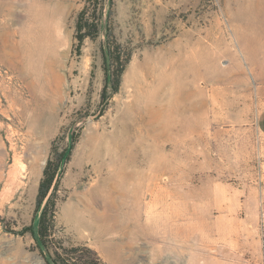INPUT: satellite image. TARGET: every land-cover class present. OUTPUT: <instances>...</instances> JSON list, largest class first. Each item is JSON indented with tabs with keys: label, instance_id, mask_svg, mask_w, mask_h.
<instances>
[{
	"label": "rangeland",
	"instance_id": "obj_1",
	"mask_svg": "<svg viewBox=\"0 0 264 264\" xmlns=\"http://www.w3.org/2000/svg\"><path fill=\"white\" fill-rule=\"evenodd\" d=\"M85 4L0 0V264H48L20 232L38 224L48 160L71 148L54 243L106 264H264V0H105L79 53ZM108 29L129 58L117 92Z\"/></svg>",
	"mask_w": 264,
	"mask_h": 264
},
{
	"label": "trees",
	"instance_id": "obj_2",
	"mask_svg": "<svg viewBox=\"0 0 264 264\" xmlns=\"http://www.w3.org/2000/svg\"><path fill=\"white\" fill-rule=\"evenodd\" d=\"M104 7L105 0H86L76 22V49L79 53L86 39L95 40L100 35ZM107 38L108 50L104 55L105 64H109L106 69L107 81L113 92H117L121 75L129 58L124 57L122 46L114 38L111 29L107 30ZM111 44H114V47ZM71 152L72 148L64 150L57 155L55 161L53 159L48 160L37 197L36 212L41 211L38 224L23 229L20 234L30 233L34 237L37 247L48 264H106L98 253L87 245L65 246L53 241L56 203L53 197L54 193L50 195V191L52 188L57 191L60 181L58 179L60 168L64 162L70 159Z\"/></svg>",
	"mask_w": 264,
	"mask_h": 264
},
{
	"label": "bare ground",
	"instance_id": "obj_3",
	"mask_svg": "<svg viewBox=\"0 0 264 264\" xmlns=\"http://www.w3.org/2000/svg\"><path fill=\"white\" fill-rule=\"evenodd\" d=\"M3 5V4H2ZM46 16V21L47 20H49L50 18H52V16L54 15V10L53 9H48L47 11L46 10H41L40 12H39V14H36L35 15V17H37V18H39V17H42V16ZM48 26H46L45 24H44V31L46 30V29H48L47 28ZM24 38H26V37H24ZM25 43H26V47H25V49H26V53L28 54V55H33V54H42L43 52V50H44V47H46L47 45H48V43H49V37H45V36H43L42 38H40V39H38V42L36 41V43H32L28 38H26V41H25ZM25 45V44H24ZM41 67H42V69L44 68V67H46L47 66V64H46V62H45V60H43V58H42V60H41V62H40V64H39ZM188 99V98H187ZM184 101V100H183ZM183 103L184 102H182L181 103V105H180V107H178V108H180V110L181 111H183V112H185V111H188V112H191V111H195V109H196V107H195V104L194 103H191V104H188V107H184V105H183ZM179 105V104H178ZM152 106V105H151ZM129 107V106H128ZM185 108V109H184ZM152 109V108H151ZM131 111V107L129 108V109H127L126 110V115L129 113ZM156 111V110H155ZM132 112V111H131ZM169 119V118H168ZM133 121V120H132ZM166 129H167V132H166V135H165V137H166V141L167 140H169V138H170V136L172 137V133L174 132V131H176L175 129L177 128H179L178 126H177V124H176V121L174 120V119H169V122H167V124H166ZM164 148H166V145H164ZM153 161H156V159H153ZM166 203V202H165ZM164 203V205H163V210H164V212L166 211V208H167V205ZM168 210V209H167ZM79 211V210H78ZM74 213V214H76L77 212H76V209H75V207H74V205H70V207H69V209H68V213ZM78 214V213H77ZM109 229H108V227H105V232H107ZM176 238V237H175Z\"/></svg>",
	"mask_w": 264,
	"mask_h": 264
},
{
	"label": "crops",
	"instance_id": "obj_4",
	"mask_svg": "<svg viewBox=\"0 0 264 264\" xmlns=\"http://www.w3.org/2000/svg\"><path fill=\"white\" fill-rule=\"evenodd\" d=\"M257 124L260 132L264 135V110L260 113Z\"/></svg>",
	"mask_w": 264,
	"mask_h": 264
}]
</instances>
